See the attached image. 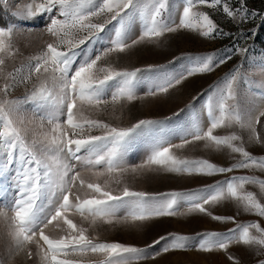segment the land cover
<instances>
[{
  "label": "snow or ice",
  "instance_id": "6c2138e0",
  "mask_svg": "<svg viewBox=\"0 0 264 264\" xmlns=\"http://www.w3.org/2000/svg\"><path fill=\"white\" fill-rule=\"evenodd\" d=\"M0 2L11 17L0 24V181L7 182L0 190V230L12 259L22 256L25 264H149L194 249L225 252L239 264L229 253L233 245L264 255V179L235 174L264 172V155L248 150V145L264 147L258 131L264 123V80L254 90L255 82L241 70L247 62L264 75V53L250 55L249 41L257 30L242 28L257 17L264 22V15L250 10L247 0H235V5L232 0H179L175 8L172 0ZM221 12L240 29L236 35L244 47L223 55L182 53L143 67L113 62V57L159 46L181 31L204 39L230 36L213 19V13ZM36 41L39 47L26 54ZM237 55L240 65L185 108L163 117H128L137 101L170 96ZM242 85L250 95L241 96ZM21 87L24 94L14 98ZM202 98L206 126L192 111ZM185 112L192 113L190 122L180 121ZM218 129L229 131L221 135ZM199 144L212 152L227 151L233 162L221 166L179 154ZM138 148L143 158L133 164ZM147 173L224 178L156 193L133 190L127 183L128 177ZM249 185L258 186L259 193L248 190ZM8 186L11 199H6ZM228 203L237 214L258 219L241 223L214 213ZM193 214L235 227L195 236L166 232L144 246L100 237L103 226L138 229Z\"/></svg>",
  "mask_w": 264,
  "mask_h": 264
},
{
  "label": "rangeland",
  "instance_id": "374dc122",
  "mask_svg": "<svg viewBox=\"0 0 264 264\" xmlns=\"http://www.w3.org/2000/svg\"><path fill=\"white\" fill-rule=\"evenodd\" d=\"M18 2V0H17ZM179 0H172V7L175 8ZM235 5V0H232ZM2 9L3 22L10 21L11 17L8 11L4 10V5L0 2ZM247 7L250 10H254L260 15H264V0H247ZM182 11V8L180 9ZM201 10L210 11L204 6H201ZM214 21L219 27L230 36L218 37L215 39H204L193 33L187 31H181L174 34H169L164 40H162L159 46L147 45L141 46L139 49H134L132 53L127 56H122L119 60L113 57V62L117 63L120 67H143L148 64H163L168 60H171L174 56H180L182 53L187 54H206L220 52L222 55L233 49L235 46L244 47L245 41L238 39L237 33L240 29L231 22L226 16L221 13L212 14ZM256 28L257 36L254 41H249L252 45V51L250 55H254L257 58L264 53V22L259 17L245 23L242 28L246 31L251 28ZM23 43V41H21ZM39 47V41L33 43L32 47L26 50V54L34 52ZM19 63V61L17 62ZM241 57L233 56V58L221 65L212 73L197 76L191 78L182 87H178L172 92L170 96L161 97L159 99H149L146 101H137L132 112L128 114V117L140 116H152L163 117L171 115L173 112H177L179 109L185 108L192 102V98L200 92H204L209 89L217 80L224 77L235 66L240 65ZM242 72L249 75V78L254 81V90H259V84L264 80L259 69H255L249 66L247 62L244 63ZM25 89L23 87L17 89L13 93V97H20L24 94ZM250 93H246V86H241V96L246 97ZM204 103V99L197 101L195 107L192 110L195 114L200 116L201 123L206 126V114L203 112L201 105ZM30 114V112H29ZM102 118L107 119V116ZM192 113L185 112L181 114L180 121H191ZM127 120H125V123ZM225 129H218V134H226ZM258 131L261 135H264V123L258 125ZM245 138L247 134L245 133ZM174 142H179L174 141ZM248 150L256 156L264 155V147L259 145H248ZM182 156L189 158H206L210 159L221 166H228L233 162L230 154L225 152H212L203 148L202 144L195 147H189L188 149L179 153ZM143 158L142 148H138L132 155L131 162L133 164L139 163ZM236 175H255L261 179H264V172L253 170H241ZM232 175V174H229ZM223 176H217L214 178L203 177H181L174 176L172 174L165 173H147L140 175L136 178L128 177L127 183L136 191L147 192H167V191H184L188 189H194L204 186L207 183L213 182L214 179H223ZM7 186V182L0 181V190ZM115 188L116 186L113 185ZM248 190L259 193V187L249 185ZM13 191L8 186L6 199H11ZM215 214L235 216L237 222L255 221L258 218L246 214H237V209L234 204L228 203L225 206H220L213 209ZM78 219V218H77ZM235 227L232 223L221 224L216 221H212L209 217L193 214L191 216L183 217H168L164 218L163 222H148L140 226V228H129L125 226H117L111 228L103 226L99 229L101 239L108 241H118L125 244H134L137 246H144L145 243H150L152 239L158 235L165 234L166 232H174L178 234L195 236L197 233H203L207 231H220L226 232L228 229ZM95 234V233H93ZM229 253L233 254L239 264H258L260 259H264V255L258 256L255 250H250L246 246H230ZM228 253L213 251L211 253L198 252L194 249L188 251H176L172 254H165L162 257H158L154 262L149 264H233L228 260ZM0 261L3 264H25L24 257H16L12 259L8 255L5 238L0 230Z\"/></svg>",
  "mask_w": 264,
  "mask_h": 264
},
{
  "label": "trees",
  "instance_id": "16d2710c",
  "mask_svg": "<svg viewBox=\"0 0 264 264\" xmlns=\"http://www.w3.org/2000/svg\"><path fill=\"white\" fill-rule=\"evenodd\" d=\"M2 9H1V6H0V24H3L4 22V20L2 19Z\"/></svg>",
  "mask_w": 264,
  "mask_h": 264
}]
</instances>
